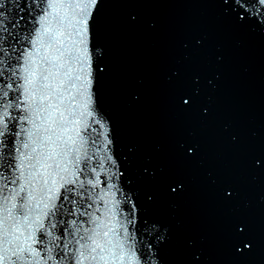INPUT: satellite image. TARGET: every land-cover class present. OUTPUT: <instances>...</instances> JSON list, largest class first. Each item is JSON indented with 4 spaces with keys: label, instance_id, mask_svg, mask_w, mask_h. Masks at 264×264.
<instances>
[{
    "label": "snow or ice",
    "instance_id": "6c2138e0",
    "mask_svg": "<svg viewBox=\"0 0 264 264\" xmlns=\"http://www.w3.org/2000/svg\"><path fill=\"white\" fill-rule=\"evenodd\" d=\"M212 6L231 30L264 37V0ZM144 7L145 0H0V264H177V247L180 264H214L204 236L155 214L160 194L142 192L129 171L138 146L120 143L102 103L113 75L107 10L127 9L119 20L130 32H158L160 22ZM207 39L201 32L185 40V60L206 49ZM167 79L184 77L174 68ZM219 79L193 74L174 89L172 107L207 127ZM142 84L126 89L129 108L143 106ZM218 135L240 144L230 122ZM172 154L179 167L165 169L149 156L141 175L175 208L193 191L188 169L206 164V145L191 133L175 140ZM244 169L252 183L264 179V150L247 153ZM206 178L220 206L239 208L243 200L252 207L234 176L207 171ZM256 199L264 205V187ZM225 248L229 264H264V233L251 213L229 219Z\"/></svg>",
    "mask_w": 264,
    "mask_h": 264
},
{
    "label": "water",
    "instance_id": "95a60500",
    "mask_svg": "<svg viewBox=\"0 0 264 264\" xmlns=\"http://www.w3.org/2000/svg\"><path fill=\"white\" fill-rule=\"evenodd\" d=\"M213 0H145L144 11L160 22L156 33L130 32L120 23L125 8H109L106 39L113 75L106 83L102 103L112 108L126 89L141 81L197 24Z\"/></svg>",
    "mask_w": 264,
    "mask_h": 264
}]
</instances>
